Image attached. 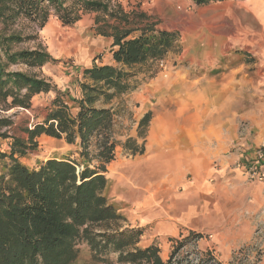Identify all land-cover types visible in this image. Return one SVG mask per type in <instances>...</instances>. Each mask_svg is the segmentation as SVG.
<instances>
[{
  "label": "trees",
  "instance_id": "obj_1",
  "mask_svg": "<svg viewBox=\"0 0 264 264\" xmlns=\"http://www.w3.org/2000/svg\"><path fill=\"white\" fill-rule=\"evenodd\" d=\"M193 1L205 5L225 0ZM88 13L95 14L96 34L111 39L110 52L118 65L84 68L79 98L36 73L11 69L41 68L55 61L41 46L13 49L31 39L7 31L21 19L44 28L56 16L72 26ZM0 24V137L9 139V150L0 151V159L8 161L0 170V264H72L80 241L87 243L95 261L104 263L116 254L119 264H222L210 250L193 252L192 260L191 253L181 255L185 246L203 237L193 231L172 239L166 260L158 245L140 247L144 230L126 226V217L106 194L107 166L119 144L115 110L107 105L136 89L131 68L179 52L180 33L159 28V21L147 12L126 9L122 0H0ZM50 92L54 96L47 113L22 127L24 136L12 133L13 117L30 110L35 96ZM151 117L148 112L140 121L142 133ZM42 135L77 144L78 156L50 158L36 168L22 163L21 158L38 148ZM123 147L132 154L144 151L132 138ZM244 260L236 255L229 264Z\"/></svg>",
  "mask_w": 264,
  "mask_h": 264
},
{
  "label": "crops",
  "instance_id": "obj_2",
  "mask_svg": "<svg viewBox=\"0 0 264 264\" xmlns=\"http://www.w3.org/2000/svg\"><path fill=\"white\" fill-rule=\"evenodd\" d=\"M172 2L191 9L194 1L166 0L168 6ZM234 4L239 13L236 20L227 9L213 14L220 22L231 18L240 26L234 36L226 35L225 22L215 26V31L203 21L181 29L178 21L172 26L160 22L161 29H180V51L168 55L176 59V69L169 68L166 75H140L135 90L107 105L115 110L114 127L123 128L114 133L120 144L107 166L106 194L126 217V226L144 230L138 245H158L164 260L171 253L172 239L190 231L214 233L211 240L202 237L198 244L222 264L236 260L240 248L264 247V236L256 232L264 221V182H247L243 168L238 167L264 145V0ZM146 11L158 14L161 21L165 17L153 7ZM248 19L260 26L251 41ZM103 38L111 44L110 38ZM244 53L262 58L255 75L248 72ZM107 60L99 65H117L111 52ZM43 70L42 77L73 98L81 96L80 75L60 80L47 67ZM45 95L53 97L38 94L32 106L45 109L48 102L41 99ZM124 99L133 115L122 117L118 125ZM148 112L152 117L142 133L140 121ZM43 137L49 136L38 140ZM49 138L78 150L77 144ZM128 138L144 151L132 154L124 148ZM259 261L264 264V256Z\"/></svg>",
  "mask_w": 264,
  "mask_h": 264
},
{
  "label": "rangeland",
  "instance_id": "obj_3",
  "mask_svg": "<svg viewBox=\"0 0 264 264\" xmlns=\"http://www.w3.org/2000/svg\"><path fill=\"white\" fill-rule=\"evenodd\" d=\"M122 1L126 9L128 10L136 9L147 12L146 8L148 7H153L156 11L157 9L162 10V15H165V17L162 18V21L158 17V14H149L148 12L147 13L151 15L155 20L159 21V23H164L165 21L164 25L166 26H172L178 21L181 23L180 25H178V27L181 29L184 27L200 25L203 21V23H205V25L209 27V29L215 31V26H219L218 24L225 22L226 24L224 25L223 29H225L226 35L230 34L234 36L236 35V32L239 31L240 26L237 25L234 21H232L231 18H223L222 22H220V19L213 17V14L216 11H220L221 9H227L231 11L230 16H232V19L236 20L239 13L236 10L237 6L234 3L244 0H225L205 5H197L194 2H190L191 9H189L188 6L183 5L181 2H172V6H168L166 4V0ZM191 11H193L191 17L186 18V15L188 13L190 14ZM152 13L155 12L152 11ZM94 19L95 14L88 13L83 15L81 20L77 21L74 25L65 26L60 22V20L56 16H53L52 18H50L44 28H41L35 22L21 19L12 28H10V30L7 31H15L21 34L23 37H31V39L15 44L13 49H34L41 46L45 48L48 52H50V54L55 58V61H53L52 63H48L41 68L29 69L25 66L13 65L11 69L33 72L42 77V75L44 74L43 69L44 67H47V70L49 69L52 74L58 79H60L61 77L62 79H65L66 76L69 78L70 76L68 75H74L73 77H77L80 75V78H83L84 68H86L87 66L89 67L90 64L93 65L107 62L108 54L110 53V45L106 42L103 36L97 35L95 32ZM243 23H245V21H243ZM247 27L249 29V40L251 41L254 39V37H256V33L260 31V26L256 21L248 19ZM1 29H3V26L0 24V30ZM180 29L170 31H178L180 33ZM244 54H246V57H248V72L250 74L255 75L258 70L260 60L262 58H259L256 54ZM173 60H170L168 57L167 59H165L166 69L161 67L159 62H148L142 65L134 66L133 68H131V71L134 74V76L131 78L132 81H134L133 84L136 85V81H138L140 75L143 74H147L149 76H154L156 74H169L170 69L171 71L176 69L175 66L177 65V61L174 58ZM44 94H52L54 96L53 92ZM52 98H50V96L45 95L42 96L41 99L44 102H48L49 106ZM47 107L44 109L42 107L32 106L30 110H21L18 115L13 117L16 123L15 129L12 130V133L18 136H24L25 133L21 130V128L27 125H31L36 120V117H39V119H41V117L47 113ZM14 111L15 110L9 111L8 115H11ZM76 111L77 109H74V112ZM119 112L121 113V119L117 121V124L120 123V121L121 123H123L122 117L124 116L128 117L129 119L132 118L133 111L131 110V105L126 102V99L122 100ZM122 128L123 125L120 126L119 129L117 127H114V133L120 132ZM117 141L120 144V140ZM8 150L9 139H4L0 137V151L6 152ZM74 151H77V147L67 146L65 142L61 140H56L55 144V142H51V138L43 137L41 140H39L38 148L32 151L26 157L21 158L20 160L22 163L28 165L29 167L36 168L42 162H45L50 158H63L68 156L77 157L78 155L74 154ZM6 162L8 161L0 159V170L3 164ZM256 232L259 233V235L264 236V221H262L259 224L258 228H256ZM202 234L203 238L206 240H211L214 236V233L210 232ZM198 241L196 242V244H188L187 246H185L181 252V255L191 253L190 260L196 258V254H193V252H196L197 250H202V246L201 244H198ZM77 248L79 250V255L72 264H119L117 262L116 254H112L110 256V262L108 263L95 261L92 257L91 250L86 242H78ZM238 252V258L245 259L244 264H260L259 260L262 258V256H264V247L258 245H254V247L245 246L243 248H240ZM197 263L198 260H193L192 262H186L185 264Z\"/></svg>",
  "mask_w": 264,
  "mask_h": 264
},
{
  "label": "built area",
  "instance_id": "obj_4",
  "mask_svg": "<svg viewBox=\"0 0 264 264\" xmlns=\"http://www.w3.org/2000/svg\"><path fill=\"white\" fill-rule=\"evenodd\" d=\"M159 64L166 69L165 60L160 61ZM238 167L243 168L247 182H264V145L258 147L247 161L238 163Z\"/></svg>",
  "mask_w": 264,
  "mask_h": 264
}]
</instances>
